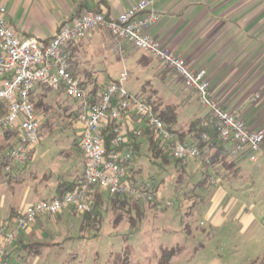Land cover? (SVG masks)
I'll use <instances>...</instances> for the list:
<instances>
[{"label":"crops","instance_id":"0c3cea01","mask_svg":"<svg viewBox=\"0 0 264 264\" xmlns=\"http://www.w3.org/2000/svg\"><path fill=\"white\" fill-rule=\"evenodd\" d=\"M139 1L0 0V7L6 9L5 19L21 39L36 38L46 43L77 14L80 5L86 10L98 9L109 18H117ZM154 9L161 19L150 30V35L163 47L184 58L190 68L205 70L215 100L227 111L239 116L251 129L264 131V0H154ZM67 51L70 55V72L80 78L87 95L100 94L126 68L128 74L141 70L142 74L162 83V89L155 90V97L150 99L160 108H177L178 124L175 130L186 129L193 120L209 114L197 98L185 89L177 75L147 53L116 39L109 32H91L86 38L71 42ZM78 102L75 112L81 115L85 102ZM77 119L80 121V116ZM135 121L141 122L143 119L132 112L123 114L120 128L126 137L130 132L142 131L141 127L128 129V124ZM82 130L81 123L69 149L63 152L59 160L51 158L43 168H33L26 174L27 167L30 168L40 154L38 143L30 151L27 165L11 162L6 170L0 169V250L5 247L7 258L14 264H99L104 247L96 246V243L102 237H107L102 233L103 221L100 229L95 228L72 210H65L57 216H42L22 229L14 243L4 241L5 233L15 230L16 216L27 206L57 197L60 188L65 185L66 188L82 185L85 168L80 148ZM131 142L132 139L127 138L126 149L132 151L134 147ZM188 143L191 144V140ZM136 144H139L140 151L145 145L150 151L146 138L137 139ZM133 153L135 156L136 153ZM134 156L129 163V172L137 179L142 168L134 162ZM231 160L237 171L231 177H227V174L232 170L223 174L218 193L220 204L217 201L212 204L207 218L211 216L214 227L236 225L243 235L255 227L256 236L261 239L258 242L264 245V145L255 154V160H251L248 154L231 155ZM156 162L159 166L160 161ZM249 166H252L255 183L245 180ZM201 167V161L189 160L184 170L191 176L198 174ZM95 192L102 196L100 206H108V194L99 190ZM247 192H250L251 198H245ZM219 207L220 210L216 211ZM214 211L217 213L211 215ZM75 217H79L78 229H64L62 224L68 226ZM4 228L5 233H2ZM134 234L129 237L123 234V237L129 241ZM108 236L114 237L116 234ZM31 244L36 245L37 254L30 253L26 247ZM103 255L109 257L105 264H117L112 258H116L119 252L105 247ZM250 262L262 264L264 256ZM120 264L129 263L124 261Z\"/></svg>","mask_w":264,"mask_h":264},{"label":"built area","instance_id":"2783aa9c","mask_svg":"<svg viewBox=\"0 0 264 264\" xmlns=\"http://www.w3.org/2000/svg\"><path fill=\"white\" fill-rule=\"evenodd\" d=\"M5 14L6 9L0 7V100L9 104L7 114L0 116V132H19L16 144L7 151L9 160L24 164L30 151L39 143L43 122L32 102L37 86L52 91L64 89L69 98L85 102L84 112L80 115L83 124L80 148L85 159L82 185L60 198L41 200L27 206L15 218V230L6 233L5 228L2 230L7 244L17 241L20 231L42 216H57L65 210L79 214L90 212L93 194L97 190L134 202L154 201V182L139 183L129 172L134 153L122 148L127 145V137L120 127L114 130L111 150L105 147L102 130L111 121L121 123L125 113L132 112L146 120L166 151L183 164L201 157L196 147L181 143L166 128L149 104L128 92L125 88L126 69L94 97L97 99L95 103L86 101L88 95L83 91L82 81L70 72L67 47L91 32H109L116 39L147 53L177 75L191 96L208 110L210 122L221 139L232 145V156L248 154L251 160H255V154L261 151L264 131L251 129L239 116L215 100L205 70L190 68L184 58L163 47L150 35V30L161 19L154 9V0H140L117 18L107 19L103 13L86 12L62 25L46 43L36 38L21 39L6 21ZM89 99L93 100V96ZM211 184L217 186L215 180H211ZM0 264H14L7 258L5 247L0 250Z\"/></svg>","mask_w":264,"mask_h":264},{"label":"rangeland","instance_id":"374dc122","mask_svg":"<svg viewBox=\"0 0 264 264\" xmlns=\"http://www.w3.org/2000/svg\"><path fill=\"white\" fill-rule=\"evenodd\" d=\"M161 87L162 83L158 79L142 74L141 70L128 74L125 82L128 92L138 95L143 101L155 97L154 91L162 89ZM37 100L38 98H35V101ZM77 102V99L69 98L62 90H51L48 93L44 106L37 112L43 122L41 142L37 147L40 154L36 162L31 164L30 168L27 167L26 174L33 168H43L51 158L59 160L63 152L69 149L75 139V131L81 127V122L75 115L79 103ZM127 127H141L143 130L147 127V121H135ZM127 138L130 140V135ZM143 138L145 137L139 136V139ZM16 142L17 138H12L8 143L13 147ZM2 143L3 137L0 134V145ZM202 159L208 161L207 157L192 160ZM135 161L137 166L142 168L137 177L138 182H154L156 204L152 206L151 202H138L143 206L145 218L129 241L123 237V234L130 230L127 211L114 209L110 205L101 207L102 233L107 237H102L96 243V246L104 247L98 260L99 264L109 261V257L103 255L105 247L119 252L116 258H112L117 264L124 261L129 264H158L163 250L166 249L176 251L171 264H252L251 260L264 256V245L258 242L261 239L257 238L255 227L247 235H243L236 225L214 227L211 216L207 218L212 204L216 201L219 203L218 193L222 187L223 174L227 172L222 166L210 171L212 176L205 187L195 189L197 182L202 180L203 173L209 172V169H201L198 174L191 176L186 173L180 175L177 167L173 165L158 166L146 145L135 154ZM231 174H234L233 171L228 173L227 177H231ZM247 179L253 180L254 183L256 181L252 166L248 168L245 176V180ZM211 180H215L217 186L212 185ZM247 194L245 198H251L250 192ZM243 201L249 205L248 201ZM103 208L106 210L102 212ZM216 211L211 215L216 214ZM118 217L120 220L116 222ZM75 218L68 226L62 224L63 228L76 231L79 217ZM112 233L116 236H108ZM248 261L249 263H246Z\"/></svg>","mask_w":264,"mask_h":264},{"label":"trees","instance_id":"16d2710c","mask_svg":"<svg viewBox=\"0 0 264 264\" xmlns=\"http://www.w3.org/2000/svg\"><path fill=\"white\" fill-rule=\"evenodd\" d=\"M86 12H96V13H102L101 10H86V8L83 5L79 6L77 14L72 16L70 19L73 18H79ZM107 19L109 18L107 15H105ZM68 52V51H67ZM64 93V89H61ZM51 90L49 88L43 87V86H37L35 89V92L32 96V102L34 104V107L36 111L44 106V101L47 98L48 93ZM92 94H89L86 97V101L89 103H95L97 99H94V97L97 96V93H93V100L89 99ZM35 98H38L37 101H35ZM147 104L152 106L156 116L164 123L166 128L171 131L181 143L189 144L188 141L191 140V145L196 147L201 154V158H208V161L206 162L204 159H202L201 169L205 171V169H209L210 171H214L218 166H222L226 171L232 170L233 173L237 171L234 161L231 160V149L232 145H229V143L223 141L221 137L219 136V133L214 128L213 124L210 122L209 114L200 119L193 120L186 129H174V127L178 124V113L177 108L174 106H166L164 108H160L156 105L155 102H153L150 98L145 100ZM9 110V104L0 100V116H5ZM76 117H79L80 114L76 112ZM121 124L116 121L109 122V125L102 130V135L105 137V147L108 150H111V143L114 138V130L118 127H120ZM43 127V124H42ZM3 137V143L0 145V169L6 170V168L10 165L11 161L7 157V151L12 147H10V144L8 143L12 138H17L19 135L18 131H2L0 133ZM134 148H132L133 152L137 153V150L139 151V144L137 145V139H139V136H144L150 146V151L152 153L153 158L156 159V161H160V165L162 167H167L169 165H173L174 167H177L179 170L180 175L185 173V166L186 164H183L180 160H177L172 157L170 152L166 151V149L161 145L159 139L156 137L154 131L151 129V127L147 126L145 127L139 135H137L136 131L129 133ZM9 147V148H8ZM127 147V145L122 146ZM203 156V157H202ZM25 165L28 164V160L24 163ZM207 170V171H209ZM212 176V173L205 172L203 173V178L199 183H197L196 188H203L206 186V183ZM181 177V176H180ZM179 177V178H180ZM67 186H63L60 188L59 195L57 198L62 197L64 194L68 192L75 191L78 187L75 186H69V188H66ZM98 191V190H97ZM93 207L90 212L79 214L83 216L85 221L91 222L95 228L100 229L102 224V214H101V204L103 201H101V194L94 192L93 194ZM107 204L112 206V208L117 210H126L127 216H128V222H129V232L125 235L126 237H129L130 235L135 233V230L140 226L143 219L145 218V214L143 211V206L134 201H130L126 198H121L118 196H112L107 195ZM152 206L156 204L155 200L150 203ZM135 212V214H132ZM76 213V212H75ZM120 220V217L117 218L116 222ZM99 225L98 227H96ZM30 253L37 254L38 249L36 248L35 244L27 245L26 246ZM176 251L173 249L171 250H163L161 257L158 261V264H171L172 258L175 256ZM128 262V261H126Z\"/></svg>","mask_w":264,"mask_h":264}]
</instances>
